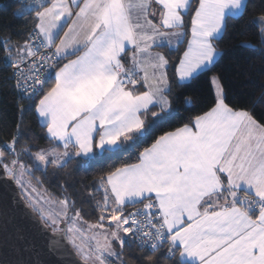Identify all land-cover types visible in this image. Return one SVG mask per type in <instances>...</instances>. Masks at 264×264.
<instances>
[{
    "label": "snow or ice",
    "instance_id": "snow-or-ice-1",
    "mask_svg": "<svg viewBox=\"0 0 264 264\" xmlns=\"http://www.w3.org/2000/svg\"><path fill=\"white\" fill-rule=\"evenodd\" d=\"M13 2L24 39L0 37V58L19 115L0 172L43 227L14 223L16 198L6 200L0 264H126V249L143 257L133 264H264V121L254 116L264 91L248 108L230 105L216 74L233 32L264 61V0ZM201 77L207 98L193 89ZM180 108L186 120L163 130ZM26 111L48 142L35 151L17 148ZM121 154L80 194L95 222L66 181L58 196L31 182L43 185L33 173L49 166L55 176L72 161L86 170Z\"/></svg>",
    "mask_w": 264,
    "mask_h": 264
},
{
    "label": "trees",
    "instance_id": "trees-1",
    "mask_svg": "<svg viewBox=\"0 0 264 264\" xmlns=\"http://www.w3.org/2000/svg\"><path fill=\"white\" fill-rule=\"evenodd\" d=\"M256 5L261 3V0H255ZM5 5H8L5 7ZM19 4L13 2V0H0V37H9L13 43L22 42L24 39V18H17L13 16L14 9L18 8ZM255 15L253 12H249V16ZM247 19V17H246ZM250 31H254V28H250ZM245 39L240 37L236 32H233L230 37H226L220 42V48L224 50V57L217 65L216 74L222 76V83L225 86L228 102L230 105L242 108H248L251 101L261 96L264 91V61L262 59L245 49L238 48L236 45L240 40ZM159 50V49H158ZM175 55V54H174ZM0 57H2V51H0ZM9 68L6 62L0 58V143L4 144L11 139L12 129L18 119V98L15 92L4 86V77L8 74ZM208 73L207 75H211ZM10 84L12 81H7ZM193 89L201 97L207 98L209 95L208 84L206 77L201 79L193 85ZM189 92L183 93V96L189 95ZM34 107V105H33ZM188 112L180 108L176 117L169 122V124L163 130H168L172 127H176L179 123L184 122L187 118ZM254 116L258 120L264 121V104H257ZM25 134L21 137V143L17 145L19 149L24 142H28L32 146V150L35 151L37 147L47 146V140L43 136L41 128L37 124L34 115L26 111L24 113ZM157 131L156 134H159ZM35 137V138H34ZM146 143H150V140ZM141 145L140 147L146 146ZM25 163H30L28 157H22ZM125 159L124 154L120 157L114 158V161H105L102 165L93 166L89 169H81L76 166V162L72 161L65 169H60L53 176V170L49 166L46 174L41 172H34L35 176H42L44 181L43 185H36L35 180H32V184L37 187L38 192H43L45 189L47 193H53L60 195L61 189L59 184L61 181H66L68 184V191L74 194V198L77 200L78 207H85V211L82 213L85 220L95 222L98 218V213L94 211L89 213L87 211V202L81 204V193L85 192L84 186L89 185L93 179L99 174V169H106L110 163H120ZM131 162V161H129ZM68 173V175H65ZM28 180V177H25ZM26 180V181H27ZM20 190V189H19ZM21 191V190H20ZM45 193V195H47ZM126 249V264H133L136 257L140 256L139 252H135V256L129 258L127 256ZM135 251V250H134ZM163 264V260L161 261Z\"/></svg>",
    "mask_w": 264,
    "mask_h": 264
},
{
    "label": "water",
    "instance_id": "water-1",
    "mask_svg": "<svg viewBox=\"0 0 264 264\" xmlns=\"http://www.w3.org/2000/svg\"><path fill=\"white\" fill-rule=\"evenodd\" d=\"M13 196L17 201L14 223L28 227L35 225L36 227L42 229L43 226L40 223L38 216H36L31 211V209H29L25 205V202L20 195V190L15 182L9 180L7 177H4L3 173L0 172V206H2L6 200L10 199ZM44 235L45 237H48L54 234L50 230H45ZM55 235L56 238L61 240L62 244L67 247L68 251L71 252V246L67 245V241L63 240V237L60 234ZM67 259L78 262V258L75 255Z\"/></svg>",
    "mask_w": 264,
    "mask_h": 264
},
{
    "label": "built area",
    "instance_id": "built-area-1",
    "mask_svg": "<svg viewBox=\"0 0 264 264\" xmlns=\"http://www.w3.org/2000/svg\"><path fill=\"white\" fill-rule=\"evenodd\" d=\"M21 2H27V0H21ZM0 145H2V144L0 143Z\"/></svg>",
    "mask_w": 264,
    "mask_h": 264
},
{
    "label": "rangeland",
    "instance_id": "rangeland-1",
    "mask_svg": "<svg viewBox=\"0 0 264 264\" xmlns=\"http://www.w3.org/2000/svg\"><path fill=\"white\" fill-rule=\"evenodd\" d=\"M25 180H27V179H25ZM88 221V220H87ZM91 222V221H90Z\"/></svg>",
    "mask_w": 264,
    "mask_h": 264
},
{
    "label": "crops",
    "instance_id": "crops-1",
    "mask_svg": "<svg viewBox=\"0 0 264 264\" xmlns=\"http://www.w3.org/2000/svg\"><path fill=\"white\" fill-rule=\"evenodd\" d=\"M156 50H158V49H156Z\"/></svg>",
    "mask_w": 264,
    "mask_h": 264
},
{
    "label": "bare ground",
    "instance_id": "bare-ground-1",
    "mask_svg": "<svg viewBox=\"0 0 264 264\" xmlns=\"http://www.w3.org/2000/svg\"><path fill=\"white\" fill-rule=\"evenodd\" d=\"M160 50V49H159Z\"/></svg>",
    "mask_w": 264,
    "mask_h": 264
}]
</instances>
